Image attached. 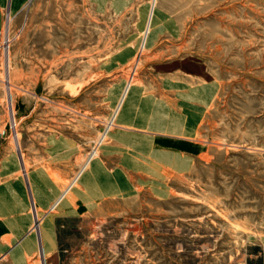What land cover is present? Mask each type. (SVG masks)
Segmentation results:
<instances>
[{
    "label": "rangeland",
    "instance_id": "rangeland-1",
    "mask_svg": "<svg viewBox=\"0 0 264 264\" xmlns=\"http://www.w3.org/2000/svg\"><path fill=\"white\" fill-rule=\"evenodd\" d=\"M166 78L202 86L188 97L211 91L196 102L198 143L173 150L185 164L146 153L130 195L65 230L59 259L42 264H264V0H32L0 36V132L52 128L99 160L114 96L128 83L154 94ZM20 101L37 108L22 122Z\"/></svg>",
    "mask_w": 264,
    "mask_h": 264
},
{
    "label": "crops",
    "instance_id": "crops-1",
    "mask_svg": "<svg viewBox=\"0 0 264 264\" xmlns=\"http://www.w3.org/2000/svg\"><path fill=\"white\" fill-rule=\"evenodd\" d=\"M31 1L0 0V36L6 14L22 12ZM140 87L138 102L124 107L123 116L111 131V145L99 153L98 162L92 163L85 172L82 168L91 148L87 141L80 143L52 128L45 135L41 125H32L29 129L23 126L14 140L7 128L1 130L0 264H42L58 260L65 230L84 228L83 221L91 215L105 212L108 203L130 195L132 185L128 174L146 164V153H152L157 161L170 166L180 168L185 164L183 151L173 150H185L198 143L196 135L202 107L196 102H203L196 96L193 98L192 92L202 86L182 92L187 86L180 79L166 78L155 84L154 94H145L144 87ZM144 99L154 100V108L158 106L160 111L150 110V118L145 117ZM22 104L18 102L15 109L21 122L37 112V108L26 111ZM162 110L167 116L159 115ZM163 121L168 125L165 128L158 126ZM33 131L35 134L30 135ZM162 155L171 156L173 162L165 161ZM107 161L121 166L108 168ZM78 176L77 183L71 187ZM69 187L72 189L63 196ZM75 222L79 223L73 225Z\"/></svg>",
    "mask_w": 264,
    "mask_h": 264
},
{
    "label": "bare ground",
    "instance_id": "bare-ground-1",
    "mask_svg": "<svg viewBox=\"0 0 264 264\" xmlns=\"http://www.w3.org/2000/svg\"><path fill=\"white\" fill-rule=\"evenodd\" d=\"M155 23H156V19H155V7H154V5H152L150 7V9L148 10V12L146 14V17H145V23H144V27H143L144 28V37H143L142 42L140 44V47L142 49H145V47H147L149 45V43L151 42L152 38L154 37V32H152V27H153V25ZM200 91H201L200 92L201 95H200V98L199 99H202L205 102L209 101V99H210V92H211L210 89L204 88V89H201ZM114 98H115V105H114L115 106V112L112 115V118H111L112 121H109V123H108V126L109 127L116 126V123H118V119H120V117H122L123 114H124V107L125 106H127L129 103L134 102V101L138 102V99L140 98L139 89H138V87L134 86L133 84L128 83L127 85H125L123 87V90L122 91H120L119 93H117L114 96ZM154 107L155 106L154 105H151L149 102L143 103V111H142L143 115L144 116H151L150 110H153V109H157V111H160V109H159L158 106L156 108H154ZM159 115H161L162 117L167 116V112H165V110H162L161 112H159ZM145 123L147 124L146 121H145ZM156 124H158V123L156 122ZM175 125L176 124L174 123V126ZM158 126H162L163 128H165L168 125H167V122L166 121H163L162 123L160 122V124ZM110 131H111L110 129L109 130H105L103 132V134H102V138L105 139L106 137L110 136L111 135V132ZM127 139H129V137H127ZM100 142H102V141H100ZM100 142H99V145L101 146L103 144V142L102 143H100ZM97 153H98V151L93 152L91 154V156L88 158V160L85 163L87 165V167H88V165H91L94 162H98V159L93 160L96 157ZM162 157H165V159H171L170 156H163L162 155ZM85 171L86 170H84L83 172H85ZM77 178H79V176ZM70 189H71V187H69L66 190V192L63 193V196L66 193H68L70 191Z\"/></svg>",
    "mask_w": 264,
    "mask_h": 264
},
{
    "label": "built area",
    "instance_id": "built-area-1",
    "mask_svg": "<svg viewBox=\"0 0 264 264\" xmlns=\"http://www.w3.org/2000/svg\"><path fill=\"white\" fill-rule=\"evenodd\" d=\"M96 145H97V143H96ZM95 147H96V146H95ZM95 147H94V148H95ZM94 148H93V149H94Z\"/></svg>",
    "mask_w": 264,
    "mask_h": 264
}]
</instances>
